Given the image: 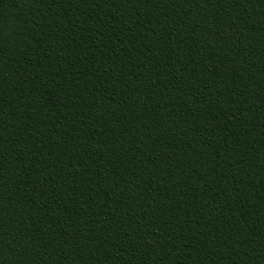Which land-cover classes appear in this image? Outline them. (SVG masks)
<instances>
[{"label":"trees","instance_id":"16d2710c","mask_svg":"<svg viewBox=\"0 0 264 264\" xmlns=\"http://www.w3.org/2000/svg\"><path fill=\"white\" fill-rule=\"evenodd\" d=\"M0 264H264V0H0Z\"/></svg>","mask_w":264,"mask_h":264}]
</instances>
